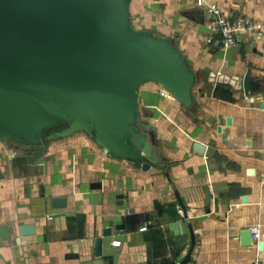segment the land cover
I'll return each mask as SVG.
<instances>
[{"label":"crops","instance_id":"crops-1","mask_svg":"<svg viewBox=\"0 0 264 264\" xmlns=\"http://www.w3.org/2000/svg\"><path fill=\"white\" fill-rule=\"evenodd\" d=\"M205 3L232 20L264 21V0ZM206 7L129 0L134 32L173 43L197 74L192 108L156 81L139 84L157 141L151 170L109 155L81 130L46 139L44 163L30 173L11 167L17 147L0 139V264H241L255 256L264 264V34L214 47ZM207 70L249 72L262 88L246 96L208 81ZM55 197L65 205L53 207ZM25 224L34 232L21 235Z\"/></svg>","mask_w":264,"mask_h":264},{"label":"water","instance_id":"water-1","mask_svg":"<svg viewBox=\"0 0 264 264\" xmlns=\"http://www.w3.org/2000/svg\"><path fill=\"white\" fill-rule=\"evenodd\" d=\"M128 3L0 0V139L17 147L11 150V167L31 173L44 163L46 139L81 130L109 155L143 170L158 161L154 127L137 101L139 84L156 81L192 108L197 74L173 43L134 32ZM206 79L246 96L262 88L249 72L239 76L207 70ZM193 145L205 149L199 141ZM40 189L43 195L42 184ZM210 197L208 193L207 201ZM65 201L55 197L51 205L61 207ZM33 232L32 224L19 226L21 235ZM252 233H247L250 239ZM101 244L99 238L98 254ZM194 244L193 237L190 253Z\"/></svg>","mask_w":264,"mask_h":264},{"label":"built area","instance_id":"built-area-1","mask_svg":"<svg viewBox=\"0 0 264 264\" xmlns=\"http://www.w3.org/2000/svg\"><path fill=\"white\" fill-rule=\"evenodd\" d=\"M197 3L206 5L207 11L211 16V24L215 36H210L209 39L214 47L228 49L237 44L239 38L245 33H250L255 36H262L264 34V21L255 18H238L232 20L215 4H206L205 0H197ZM145 228L143 226L141 229ZM252 237L259 239L260 232L253 231ZM113 243L118 245L120 241L114 240ZM241 264H263V260L260 256H255L250 261Z\"/></svg>","mask_w":264,"mask_h":264}]
</instances>
